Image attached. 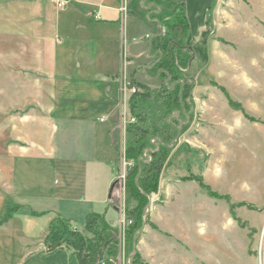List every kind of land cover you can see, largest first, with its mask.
<instances>
[{
  "label": "crops",
  "instance_id": "0c3cea01",
  "mask_svg": "<svg viewBox=\"0 0 264 264\" xmlns=\"http://www.w3.org/2000/svg\"><path fill=\"white\" fill-rule=\"evenodd\" d=\"M66 1L61 9L56 0H0V128L7 129L1 139L0 159L6 162L0 166V216L9 206L19 208L0 227V250L16 257L10 264H80L68 248L48 249L59 219L88 239L91 214L106 213L117 226L110 206L125 149L123 125L131 119V84L160 83L148 75L157 60L151 53L156 29L129 11L130 0L126 10L125 0ZM177 1L185 7L187 45L195 53L185 76L198 83L195 100L203 116V76L213 71L217 48L211 35L218 0ZM183 138L203 148V130L198 138L190 130ZM176 182L167 177L155 195L157 202L165 197L150 213L157 229L149 226L138 244L147 263L175 256L176 244L185 241L184 211L199 197V187Z\"/></svg>",
  "mask_w": 264,
  "mask_h": 264
},
{
  "label": "rangeland",
  "instance_id": "374dc122",
  "mask_svg": "<svg viewBox=\"0 0 264 264\" xmlns=\"http://www.w3.org/2000/svg\"><path fill=\"white\" fill-rule=\"evenodd\" d=\"M216 8L219 14L217 11L211 38L217 48L212 52L214 69L203 76V116L198 110L199 101L195 100L198 83L193 80L195 88L189 100L192 118L181 122L178 142V148L188 145L191 153L172 159L161 178V183L170 177L174 182H193L199 187V197L191 198L184 211L188 217L187 229L183 231L185 241L176 244L175 256L162 257L160 262L153 259L147 263L142 258L138 250L141 236L149 226L157 229L151 223L150 213L165 201V197L155 200L159 190L146 208L147 222L134 240L135 252L127 257L126 182L122 188L117 181L110 206L117 226L109 223L106 213L103 215L110 226L119 230L120 264H130L136 252L141 264H264V0H218L212 11ZM211 16L215 18L214 14ZM229 68L235 71L230 73ZM217 74L221 80L214 78ZM210 77L213 82L207 89L205 82ZM161 85L160 81L152 89ZM130 91L134 93L136 89ZM187 126L184 134L190 130L196 138L203 130V148L184 141L182 129ZM6 131L0 128V155L5 150L1 139ZM5 162L0 159V166H5ZM117 163L116 180L127 178L125 149ZM198 177L218 196H212L198 181L189 179ZM227 196L236 205L233 211L224 199ZM92 239L91 234L89 240ZM15 258L0 250L2 264H10Z\"/></svg>",
  "mask_w": 264,
  "mask_h": 264
},
{
  "label": "trees",
  "instance_id": "16d2710c",
  "mask_svg": "<svg viewBox=\"0 0 264 264\" xmlns=\"http://www.w3.org/2000/svg\"><path fill=\"white\" fill-rule=\"evenodd\" d=\"M129 11L156 29L151 53L157 60L148 75L159 79L162 85L155 90L138 82L131 84L136 91L128 100L130 117L135 122L129 121L125 125V158L129 163L126 178L127 257L135 252L134 240L143 232L147 222L146 208L151 196L159 192L165 170L175 157L191 153V147L184 144L178 148V142L181 122L187 123L192 118L189 100L195 88L194 81L185 76L195 60V53L187 45L190 29L184 5L177 0H145L144 3L143 0H130ZM177 113L181 114L180 118ZM188 128L184 127L182 133ZM120 141L117 134V147H120ZM189 179L198 181L212 196H218L210 192L203 178ZM224 199L233 211L236 205L228 196ZM18 210L16 206H9L0 216V227ZM86 230L93 235L92 240L68 222L57 220L47 239L49 251L71 248L80 264H120L119 230L108 224L105 215H89ZM140 259L136 252L130 264H141Z\"/></svg>",
  "mask_w": 264,
  "mask_h": 264
},
{
  "label": "built area",
  "instance_id": "2783aa9c",
  "mask_svg": "<svg viewBox=\"0 0 264 264\" xmlns=\"http://www.w3.org/2000/svg\"><path fill=\"white\" fill-rule=\"evenodd\" d=\"M56 3L58 4V6L62 9V8H65L67 5H68V1L66 0H56ZM127 6H128V2L127 0H125L124 2V6H123V10H126L127 9ZM127 121V120H126ZM130 122H135V120L133 119H130ZM127 123V122H125ZM122 179V180H121ZM121 179H118V182L122 185L121 187L123 188V186H125V182H126V177H122ZM153 202V199L151 200Z\"/></svg>",
  "mask_w": 264,
  "mask_h": 264
},
{
  "label": "water",
  "instance_id": "95a60500",
  "mask_svg": "<svg viewBox=\"0 0 264 264\" xmlns=\"http://www.w3.org/2000/svg\"><path fill=\"white\" fill-rule=\"evenodd\" d=\"M144 1H145V0H144ZM148 9H149V8H147V10H148ZM156 80H157V79H156ZM177 116H178V117H180V114H179V113H177ZM114 187H115V186H114Z\"/></svg>",
  "mask_w": 264,
  "mask_h": 264
}]
</instances>
